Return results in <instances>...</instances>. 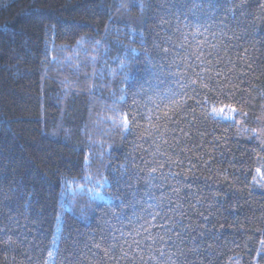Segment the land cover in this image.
I'll list each match as a JSON object with an SVG mask.
<instances>
[{
    "label": "trees",
    "instance_id": "1",
    "mask_svg": "<svg viewBox=\"0 0 264 264\" xmlns=\"http://www.w3.org/2000/svg\"><path fill=\"white\" fill-rule=\"evenodd\" d=\"M194 51L232 101L169 107ZM157 203L179 223L153 245ZM262 241L264 0H0V264H264Z\"/></svg>",
    "mask_w": 264,
    "mask_h": 264
},
{
    "label": "snow or ice",
    "instance_id": "2",
    "mask_svg": "<svg viewBox=\"0 0 264 264\" xmlns=\"http://www.w3.org/2000/svg\"><path fill=\"white\" fill-rule=\"evenodd\" d=\"M147 7L150 9L151 4L149 3ZM163 51L167 53L169 51L168 48H164ZM209 56L212 55L211 53L208 54ZM203 54L199 51H194L188 54V56H185L184 62L186 65V69L190 68L192 70L193 76H188L187 79L189 83H185L182 85V88L184 89H190V92H182V93H173L169 100L171 101V104L169 107H174L176 105L180 104V101L176 99V95H181V98L184 96H187L188 99L195 100V106H203L207 104V100L201 101L199 96L200 92L195 87L198 82L200 84V87L203 89H208L209 86H212V89L215 92L220 93V95L224 96L226 99H229L232 101V97L235 95L234 92L231 90H225L227 88V85L231 82L226 74H224L221 70L216 69L214 66H212V62L208 61V67H204L203 61L201 60ZM189 57H192L198 61H201L200 64L196 65L195 67L189 62ZM196 67H200L201 71H196ZM207 73V75H205ZM185 76H187V72L184 73ZM224 77L223 80L220 79V77ZM241 101H233L230 104H226L219 109L213 108L212 115L215 117L217 113H219L220 117L224 120H231L232 117L225 115L226 111H230L232 113H236L238 111L237 105H239ZM188 107L194 108V105H189ZM165 116H168V112H164ZM243 115L246 117L248 115L247 112H243ZM170 118V117H169ZM125 123H127V117H125ZM156 169L153 168L152 172H155ZM257 172H260V169H257ZM171 203V201H170ZM177 208H179V205H177ZM149 209L146 214H141L136 217V222H139V227H133L132 231L135 232L136 236H142L144 240H148L151 242V244L155 245L157 241L163 243H168V241L165 240L164 235H160L159 233L153 234V229H160L164 233H170L173 229H175L179 223V219L176 215L170 214L174 213L175 209H169V211L164 210V206L162 203H157L153 205H149ZM57 220L60 219L59 216L56 218ZM142 221V222H140ZM121 236H124L123 230L121 229ZM129 236L132 235L130 232L128 234ZM179 235V233H177ZM113 241L118 240L117 237L113 235L112 237ZM124 243L128 245V248L131 249L133 245L136 247H140L143 243L142 240H137L135 236H132L131 240L129 241L127 238H125ZM264 243V241H262ZM99 247V245H97ZM112 247H115V244L112 245ZM160 253V256L163 257L165 255L164 249L162 247L157 249ZM51 255V253H49ZM121 256L124 258H127L128 260L132 261L133 264H135V256H129L128 251L124 250L123 245H121ZM140 259L143 260V256H140ZM174 264V262H173Z\"/></svg>",
    "mask_w": 264,
    "mask_h": 264
},
{
    "label": "rangeland",
    "instance_id": "3",
    "mask_svg": "<svg viewBox=\"0 0 264 264\" xmlns=\"http://www.w3.org/2000/svg\"><path fill=\"white\" fill-rule=\"evenodd\" d=\"M94 198L97 199V200H107L108 199L105 196H100V195H95Z\"/></svg>",
    "mask_w": 264,
    "mask_h": 264
}]
</instances>
